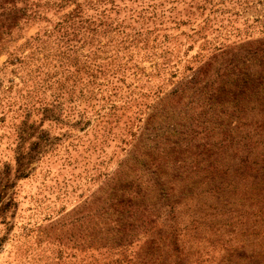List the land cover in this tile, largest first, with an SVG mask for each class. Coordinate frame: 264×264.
I'll return each mask as SVG.
<instances>
[{
    "label": "rangeland",
    "instance_id": "obj_1",
    "mask_svg": "<svg viewBox=\"0 0 264 264\" xmlns=\"http://www.w3.org/2000/svg\"><path fill=\"white\" fill-rule=\"evenodd\" d=\"M0 264H264V0H0Z\"/></svg>",
    "mask_w": 264,
    "mask_h": 264
}]
</instances>
